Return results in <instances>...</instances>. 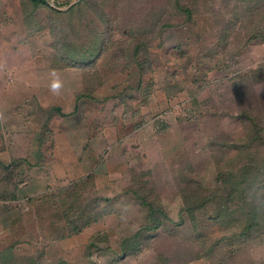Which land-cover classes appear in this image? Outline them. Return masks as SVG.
Wrapping results in <instances>:
<instances>
[{"label":"rangeland","instance_id":"1","mask_svg":"<svg viewBox=\"0 0 264 264\" xmlns=\"http://www.w3.org/2000/svg\"><path fill=\"white\" fill-rule=\"evenodd\" d=\"M45 2L0 0V197L35 166L71 177L16 205L37 241L18 259L264 264L262 209L242 230L264 195V33L235 34L264 31V0ZM94 223L81 254L44 246Z\"/></svg>","mask_w":264,"mask_h":264},{"label":"crops","instance_id":"2","mask_svg":"<svg viewBox=\"0 0 264 264\" xmlns=\"http://www.w3.org/2000/svg\"><path fill=\"white\" fill-rule=\"evenodd\" d=\"M55 152H58V149ZM73 160L74 159H71V162ZM52 162H61L59 161L58 153L54 156ZM47 165L49 166V162ZM61 165L64 167L59 175V180H56V176L53 174V176H51L53 180H51V178L40 177V167L35 166L31 169L32 171L35 170V172L28 170L29 173L26 176L29 180H25L16 185L13 199H4L0 197V256L11 245H13L12 254L15 259L31 257L37 254V241H34V238L28 235V233L31 232V230H28V226L31 222L25 218L24 211L16 207V205H18L19 202L25 203V201H29V199L30 201L33 200L34 197L48 191L49 186H53L54 184H60L61 187L66 186L68 180L71 178L69 174L70 170L65 169L67 168L65 163ZM95 225L97 224L94 223L84 226L77 234L68 235L63 239L48 240L46 241L47 245L45 244L44 246H46V249H48L47 246L52 244L58 246L60 248L58 251L59 258L65 256V254L70 257L75 256L77 253L81 254V250L85 247V244L96 233V231H92ZM89 230H91V232ZM29 237L32 239L31 241H29ZM0 264H2L1 261Z\"/></svg>","mask_w":264,"mask_h":264},{"label":"trees","instance_id":"3","mask_svg":"<svg viewBox=\"0 0 264 264\" xmlns=\"http://www.w3.org/2000/svg\"><path fill=\"white\" fill-rule=\"evenodd\" d=\"M31 2L34 5H44V4H46L45 0H31ZM246 21H247V23H246ZM247 24H249V25H247ZM252 26H256V23L254 22V18H248V19L245 20V22L243 21V28L241 30L239 29L237 31L239 33H235L236 34V38H238L243 33V40H245V44H247L249 41L257 38L258 36H262L261 33H264V31L261 29V25H258L257 27L251 28ZM227 38L228 37L225 38V42H227ZM260 132L261 131L259 130V131H256L254 133L253 138H252V140L250 142L251 146L254 145V144H258V141L261 140ZM253 162H254V160H253ZM249 164H250V166L253 167V163L252 162H250ZM247 169H248V167L246 165H244L243 166V170L247 171ZM231 177H235V176H231ZM242 178H243V175H242ZM257 200H260V202H258ZM262 203L264 204V195L257 197L256 193H253L252 195H250L249 202L245 201V204L247 206L243 207V209L247 211V215L246 216H249V220L253 223V225H249V226L244 227L242 229L243 230V235L249 236L250 234L253 233V229L252 228L255 227V226L260 225V224H258V225L255 224V226H254V223L256 222L255 220H256V218L259 215L258 214L259 209H262V213H264V206L262 205ZM257 207H259V208H257ZM85 224H82L81 227H84ZM158 226L159 225H157L155 228H149L147 230L157 229ZM246 238H248V237H246ZM131 240H133V241L138 240V236H135ZM128 243H129V241H127V244L124 243L123 244L124 246L122 248L123 255L125 257L133 255V254L138 252L137 246H132L131 244H128ZM92 245H93L92 243L89 244V246H92ZM11 252H12V250L8 249V250L4 251L1 254L0 261H1L2 264H35V263H33V259H31V258H27L26 260L15 259L14 256L12 254H10ZM6 254L9 255L8 259H5V257H4Z\"/></svg>","mask_w":264,"mask_h":264},{"label":"clouds","instance_id":"4","mask_svg":"<svg viewBox=\"0 0 264 264\" xmlns=\"http://www.w3.org/2000/svg\"><path fill=\"white\" fill-rule=\"evenodd\" d=\"M60 87H61V84L58 80L52 84L53 91H58Z\"/></svg>","mask_w":264,"mask_h":264}]
</instances>
